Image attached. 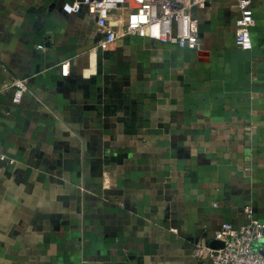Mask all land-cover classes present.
<instances>
[{"label": "crops", "instance_id": "crops-1", "mask_svg": "<svg viewBox=\"0 0 264 264\" xmlns=\"http://www.w3.org/2000/svg\"><path fill=\"white\" fill-rule=\"evenodd\" d=\"M71 1L0 0V264H201L245 207L264 222V0L249 51L238 0L194 12L200 51L101 50Z\"/></svg>", "mask_w": 264, "mask_h": 264}, {"label": "built area", "instance_id": "built-area-1", "mask_svg": "<svg viewBox=\"0 0 264 264\" xmlns=\"http://www.w3.org/2000/svg\"><path fill=\"white\" fill-rule=\"evenodd\" d=\"M210 0H72L63 6L68 14L82 12L97 23L102 35L101 50H111L121 38L139 36L154 41L174 44L181 48L200 51L199 19L196 10L204 9ZM235 46L243 51L253 48L250 28L255 24L252 0L237 1ZM43 48V45H39ZM69 62L61 65L62 74H68ZM10 88L17 99L29 90L25 79L16 78ZM5 89L0 88V94ZM3 154L0 148V155ZM247 221L234 225L224 223L215 231L214 240L224 243L214 248L199 242L193 256L201 264H264V222L256 218L251 207H245ZM176 231L175 228L172 229Z\"/></svg>", "mask_w": 264, "mask_h": 264}, {"label": "water", "instance_id": "water-1", "mask_svg": "<svg viewBox=\"0 0 264 264\" xmlns=\"http://www.w3.org/2000/svg\"><path fill=\"white\" fill-rule=\"evenodd\" d=\"M210 246L214 247V248H221L224 246V243L222 241H219V240H212L210 242Z\"/></svg>", "mask_w": 264, "mask_h": 264}]
</instances>
